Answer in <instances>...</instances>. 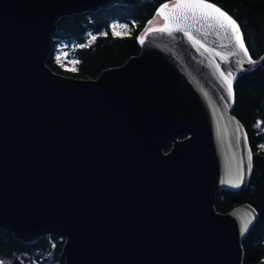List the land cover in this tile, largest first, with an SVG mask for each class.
<instances>
[{
    "label": "water",
    "instance_id": "obj_1",
    "mask_svg": "<svg viewBox=\"0 0 264 264\" xmlns=\"http://www.w3.org/2000/svg\"><path fill=\"white\" fill-rule=\"evenodd\" d=\"M152 1L0 0V230L63 239L65 264H245L258 211L216 208L253 171L235 88L264 53L238 22L173 0L124 64L92 79L47 65L61 18Z\"/></svg>",
    "mask_w": 264,
    "mask_h": 264
},
{
    "label": "trees",
    "instance_id": "obj_2",
    "mask_svg": "<svg viewBox=\"0 0 264 264\" xmlns=\"http://www.w3.org/2000/svg\"><path fill=\"white\" fill-rule=\"evenodd\" d=\"M173 0H153L141 6L115 5L109 9L63 17L54 37V51L47 65L55 72L78 79L96 78L107 68L124 64L141 51L137 37L157 18L158 10ZM227 11L239 24L253 58L264 53V0H209ZM129 25L126 34H117L112 23ZM94 37L92 41L91 38ZM68 45L59 56L57 44ZM234 115L246 127L253 151V171L249 186L240 192H219L216 208L227 213L249 203L259 218L243 242L245 264H264V151L256 144L264 134L255 135L256 119L264 121V62L241 76L236 84ZM168 149V148H167ZM64 240L41 237L34 244L17 240L11 232L0 230V264H65Z\"/></svg>",
    "mask_w": 264,
    "mask_h": 264
},
{
    "label": "snow or ice",
    "instance_id": "obj_3",
    "mask_svg": "<svg viewBox=\"0 0 264 264\" xmlns=\"http://www.w3.org/2000/svg\"><path fill=\"white\" fill-rule=\"evenodd\" d=\"M180 5H177V7H179ZM195 7L201 8V9H210L212 12L218 14V18H222L221 19V27L224 26V22H227V24L229 26H231L232 30L236 33H239V26L236 24V21L233 20L231 18V16H229L227 13L223 12L220 8L216 7L214 4L212 3H206L204 2V0H195ZM166 7V6H165ZM207 14V13H205ZM237 39L240 42V46L241 48L244 50L245 54L247 55L248 49L244 47V41L241 37L237 36ZM228 87H229V91L231 92V81H228ZM259 126V125H258ZM251 160H252V154L251 151H249L248 153V172L250 173L252 170V164H251ZM241 179H243V174L241 175Z\"/></svg>",
    "mask_w": 264,
    "mask_h": 264
},
{
    "label": "rangeland",
    "instance_id": "obj_4",
    "mask_svg": "<svg viewBox=\"0 0 264 264\" xmlns=\"http://www.w3.org/2000/svg\"><path fill=\"white\" fill-rule=\"evenodd\" d=\"M129 28H130L129 25H127V24H121L120 25V24H117L115 22L112 23V29L117 34L127 33L129 31ZM91 40L93 41L94 37H92ZM67 47H68V45L65 43H58L56 46L58 55L61 56V55L65 54ZM30 264H37V263L31 262Z\"/></svg>",
    "mask_w": 264,
    "mask_h": 264
},
{
    "label": "flooded vegetation",
    "instance_id": "obj_5",
    "mask_svg": "<svg viewBox=\"0 0 264 264\" xmlns=\"http://www.w3.org/2000/svg\"><path fill=\"white\" fill-rule=\"evenodd\" d=\"M254 124H255V135L264 134V121L260 119H256L254 121ZM256 149L257 152L264 151V141H259V143L256 144Z\"/></svg>",
    "mask_w": 264,
    "mask_h": 264
}]
</instances>
